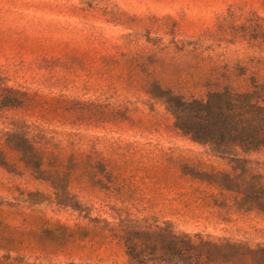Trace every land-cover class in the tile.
I'll use <instances>...</instances> for the list:
<instances>
[{"label": "rangeland", "instance_id": "obj_1", "mask_svg": "<svg viewBox=\"0 0 264 264\" xmlns=\"http://www.w3.org/2000/svg\"><path fill=\"white\" fill-rule=\"evenodd\" d=\"M238 66L264 79V0H0V264H134L132 223L264 245V147L218 154L167 102Z\"/></svg>", "mask_w": 264, "mask_h": 264}, {"label": "trees", "instance_id": "obj_2", "mask_svg": "<svg viewBox=\"0 0 264 264\" xmlns=\"http://www.w3.org/2000/svg\"><path fill=\"white\" fill-rule=\"evenodd\" d=\"M235 71L247 85H227L211 92L207 99L173 95L167 100L177 127L218 154L232 149L255 152L264 147V79L256 72L249 74L243 66ZM19 151L27 164L39 160L31 145ZM120 232L134 264H264V245L215 241L159 225L126 224Z\"/></svg>", "mask_w": 264, "mask_h": 264}]
</instances>
